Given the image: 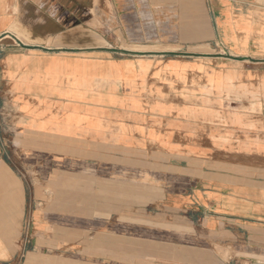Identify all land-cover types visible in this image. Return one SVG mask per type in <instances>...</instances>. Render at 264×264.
I'll return each mask as SVG.
<instances>
[{"label":"crops","instance_id":"1","mask_svg":"<svg viewBox=\"0 0 264 264\" xmlns=\"http://www.w3.org/2000/svg\"><path fill=\"white\" fill-rule=\"evenodd\" d=\"M250 11L255 0H0V264H58L36 255L78 241L68 221L102 210L166 236H119L125 264H264V103L224 111L264 92Z\"/></svg>","mask_w":264,"mask_h":264},{"label":"rangeland","instance_id":"2","mask_svg":"<svg viewBox=\"0 0 264 264\" xmlns=\"http://www.w3.org/2000/svg\"><path fill=\"white\" fill-rule=\"evenodd\" d=\"M248 15V18L255 19L260 24L264 25V0H255V11L250 13H246ZM227 16L230 15L229 13H226ZM241 18H239L238 22H233L234 26L237 27V29L243 30L245 36H248L252 32V28L250 26H247L246 24H242L244 26H241ZM245 23V22H244ZM223 25V23H222ZM218 42V41H217ZM215 42L214 44L216 49V52L220 53H231L230 50L228 52L224 49L223 44ZM245 44L244 41L236 42V46H243ZM229 57V56H225ZM248 95H252L251 97L253 100H251V97L249 99L246 98V94L244 93V99H238L240 102V108H230L228 105V108L224 111H240V112H248L250 114L254 115H260L262 113V104L263 101V95L264 92L261 91H255L248 93ZM229 102L231 103L230 99L228 98ZM243 102V103H242ZM250 103L249 107H244L242 104ZM86 178L89 177V175H85ZM92 178H89V182L87 184H91L94 187L88 188L87 195H100V188L95 187V184L91 183ZM83 194V193H81ZM86 195V196H87ZM88 208L89 206L87 203L81 204V207ZM91 209L96 206H90ZM94 208V209H95ZM97 209H95L96 211ZM97 213H109V210H102L100 212H96V214L92 213H80V215L84 216H93L97 215L100 218H80L77 220L68 221V226L73 225L78 230V241L74 242L72 245H63L62 249L59 252H48L44 253L43 255H36V260H42L45 262H54L60 264H125L129 263V261L125 262L124 259L120 260L119 252H117L116 246L119 243V236L129 237V238H162L165 239L166 236L155 235L152 236L149 232L143 231V229L126 225L124 222H120V220L117 217H107L104 216L106 214H97ZM64 227L66 226L65 220L63 221ZM125 241V240H124ZM114 245H116L114 247ZM111 246L110 252H103L104 248H109ZM93 247V248H92ZM195 258V257H191ZM175 259H184L182 255L176 256ZM188 259V257H186ZM141 264V262H139ZM144 264V263H142Z\"/></svg>","mask_w":264,"mask_h":264}]
</instances>
